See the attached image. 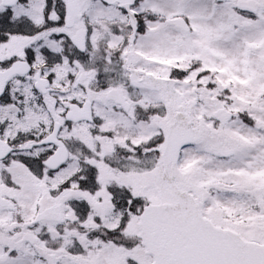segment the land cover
I'll return each mask as SVG.
<instances>
[{"label":"snow or ice","instance_id":"6c2138e0","mask_svg":"<svg viewBox=\"0 0 264 264\" xmlns=\"http://www.w3.org/2000/svg\"><path fill=\"white\" fill-rule=\"evenodd\" d=\"M0 264H264V0H0Z\"/></svg>","mask_w":264,"mask_h":264}]
</instances>
